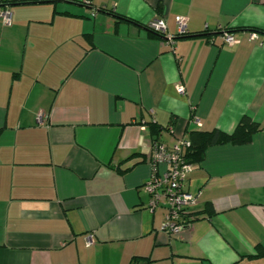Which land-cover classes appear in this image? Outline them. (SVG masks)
<instances>
[{"label":"crops","instance_id":"1","mask_svg":"<svg viewBox=\"0 0 264 264\" xmlns=\"http://www.w3.org/2000/svg\"><path fill=\"white\" fill-rule=\"evenodd\" d=\"M2 7L0 264H264L248 257L264 250V129L192 163L195 220L177 235L142 189L155 136L171 146L189 131L231 133L244 115L264 127V0ZM158 17L171 41L146 28Z\"/></svg>","mask_w":264,"mask_h":264},{"label":"built area","instance_id":"2","mask_svg":"<svg viewBox=\"0 0 264 264\" xmlns=\"http://www.w3.org/2000/svg\"><path fill=\"white\" fill-rule=\"evenodd\" d=\"M0 19L4 24L11 23V11L9 8H0ZM187 17L176 16L177 36L186 35ZM147 28L162 36H166L170 41L172 36L167 35L166 21L162 17L151 20ZM223 41L229 45L235 42L234 37L227 32L222 34ZM177 91L184 93V87L177 85ZM43 114H37L38 122L42 121ZM199 124V122L197 121ZM189 142L179 139L174 145L168 147L161 141H152L150 150V165L152 173L148 180L142 185L143 191L149 196V208L162 206L165 210L161 229L170 235H177L186 227L191 225V221L186 217L190 208L197 202V193H192L184 187V181L192 170V164L185 162L183 156L184 147ZM160 165H164L163 171H158Z\"/></svg>","mask_w":264,"mask_h":264},{"label":"trees","instance_id":"3","mask_svg":"<svg viewBox=\"0 0 264 264\" xmlns=\"http://www.w3.org/2000/svg\"><path fill=\"white\" fill-rule=\"evenodd\" d=\"M9 1L11 4L16 2H23V0H9ZM118 18L121 20L129 21L128 19H125L122 16L121 17L118 16ZM148 30L150 35L152 36L160 37V38L162 37V35L153 32L150 29ZM186 35H182V36H186ZM174 124H175V119H171L168 128L169 131L172 132V128ZM150 128L152 130V133L155 135H157L161 130V127L154 123L150 124ZM261 129H264V127H261L258 123L252 121L248 115H244L240 119L234 131L231 133H225L219 129H212L210 131H200V130L189 131V138H180L187 140L189 142V144L185 146L183 150V156L185 162L192 164L193 162L195 163L202 160L204 158L206 149L210 146L223 145V144H232V145L247 144L251 141L253 134ZM153 141H161V140L157 136H155L153 138ZM175 143H173L172 145H174ZM186 217L191 222L195 220V218H193L192 212H189L186 215ZM261 255H264V250L260 249L259 247H256V253H254L253 255H248V257L253 258ZM140 260L141 259L133 258L129 264H136V263L139 264Z\"/></svg>","mask_w":264,"mask_h":264}]
</instances>
